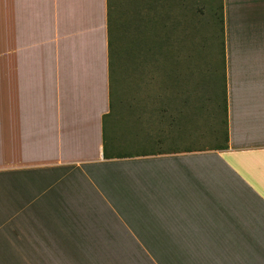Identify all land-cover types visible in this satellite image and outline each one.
I'll return each mask as SVG.
<instances>
[{
	"label": "crops",
	"instance_id": "1",
	"mask_svg": "<svg viewBox=\"0 0 264 264\" xmlns=\"http://www.w3.org/2000/svg\"><path fill=\"white\" fill-rule=\"evenodd\" d=\"M220 10V134L117 136L107 0H0V264H264V0Z\"/></svg>",
	"mask_w": 264,
	"mask_h": 264
},
{
	"label": "rangeland",
	"instance_id": "2",
	"mask_svg": "<svg viewBox=\"0 0 264 264\" xmlns=\"http://www.w3.org/2000/svg\"><path fill=\"white\" fill-rule=\"evenodd\" d=\"M108 6L116 135L127 114L137 118L172 110L181 118L194 113L199 137L204 130L208 136L220 134V0H108Z\"/></svg>",
	"mask_w": 264,
	"mask_h": 264
},
{
	"label": "trees",
	"instance_id": "3",
	"mask_svg": "<svg viewBox=\"0 0 264 264\" xmlns=\"http://www.w3.org/2000/svg\"><path fill=\"white\" fill-rule=\"evenodd\" d=\"M109 6H108V0H107V42H108V57H109V70L112 69L111 67V52H112V46H111V41H110V19H109ZM219 23H221V17L219 20ZM221 30V28H220ZM221 89H220V107H221V112L222 115H225V89H224V75L221 74V83H220ZM217 88V86H216ZM219 101V100H218ZM214 104V103H213ZM212 114L214 115V111H212ZM224 133V132H223ZM225 136V135H224ZM225 140V137H224Z\"/></svg>",
	"mask_w": 264,
	"mask_h": 264
}]
</instances>
